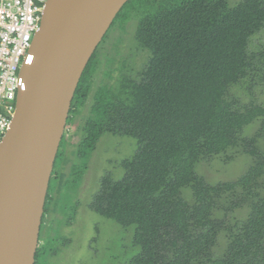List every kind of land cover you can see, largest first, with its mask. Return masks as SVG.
<instances>
[{"label": "trees", "instance_id": "obj_1", "mask_svg": "<svg viewBox=\"0 0 264 264\" xmlns=\"http://www.w3.org/2000/svg\"><path fill=\"white\" fill-rule=\"evenodd\" d=\"M130 2L117 15L125 8L127 19L136 17L134 39L149 57L132 76L121 72L114 82L97 87L80 151L105 132L133 137L137 151L121 163L120 179L103 177L102 204H95V210L124 228L134 225L132 243L139 252L130 264H258L264 202H252L244 221L225 228L224 219L211 214L232 185L206 184L194 169L202 158L239 141L245 152L256 153L253 139L240 134L264 115V105L249 102L240 108L227 96L232 85L255 70L254 61H264V49L247 51L250 37L264 28V0L233 6L228 0ZM89 64L72 106L89 94ZM111 72L105 75L113 80ZM255 176L264 179V156L244 177V195L250 194L245 187ZM185 187L194 196L193 205L181 196ZM237 206L234 201L220 208ZM224 229L230 237L228 256L211 260L210 247Z\"/></svg>", "mask_w": 264, "mask_h": 264}, {"label": "water", "instance_id": "obj_2", "mask_svg": "<svg viewBox=\"0 0 264 264\" xmlns=\"http://www.w3.org/2000/svg\"><path fill=\"white\" fill-rule=\"evenodd\" d=\"M128 0H46L25 89L0 138V264H34L48 184L80 78Z\"/></svg>", "mask_w": 264, "mask_h": 264}, {"label": "rangeland", "instance_id": "obj_3", "mask_svg": "<svg viewBox=\"0 0 264 264\" xmlns=\"http://www.w3.org/2000/svg\"><path fill=\"white\" fill-rule=\"evenodd\" d=\"M242 0H228V3L233 6ZM128 2V1H127ZM130 3H140V0H131ZM125 8L122 9L121 15H117L110 24L103 38L97 45L93 58L90 59L88 74L90 75L89 94L84 105L77 110L74 115L75 118L71 122L69 132L71 137L69 141V152L75 150L76 144L82 137V124L85 117L90 112V106L93 101V94L97 87L107 81L114 82V78L118 73H127L133 75L139 68L145 64L149 57V51L138 45L134 39V32L137 20L136 17L131 16L127 19L124 15ZM264 49V28L254 34L249 39L247 51L249 54L258 53ZM92 57V56H91ZM123 62L120 68L119 64ZM255 70L248 73L238 84L232 85L229 88L227 96L228 100H237L239 107L242 108L250 101H257L264 103V61H254ZM112 69V78L108 79L105 71ZM121 69V70H120ZM67 127V126H66ZM258 125L251 123L244 128V135L251 137L256 132ZM68 131V130H67ZM62 145V144H61ZM60 145V148H61ZM264 145V141H261ZM60 151V150H59ZM137 151V141L130 136H114L110 133H105L101 136L96 146L94 158L87 180V188L92 187V193L98 185L95 184V178L98 174L96 168H100L99 175L105 176L111 174L114 178H119L123 175V169L120 166L121 160L132 157ZM96 156V157H95ZM59 158V156H58ZM70 160V158H67ZM252 163V157L244 153L241 147L237 146L230 149L225 154L213 157L211 159L202 160L196 167L197 174L209 184H216L223 181H231L243 175L247 168ZM67 164L64 174L67 175L70 168ZM57 166V164H56ZM55 166V167H56ZM99 175L97 179L99 178ZM63 176V175H61ZM100 176V177H101ZM112 177V178H113ZM84 188V185L81 186ZM182 198L188 205L194 204V196L189 187L181 189ZM85 197H88L85 195ZM249 207L244 206L233 210L229 216L224 217L221 210H215L214 215L217 217H224L226 225L232 227L239 224L247 218ZM80 228L86 230L87 238L94 234L91 221L87 217L84 220L80 219ZM102 239L99 244L92 248L98 249L97 255L93 254L92 248H87V264H130L132 258L139 252V248L132 243V236L134 232V225L127 228H122L114 221L106 220L101 226ZM93 232V233H92ZM116 239V243L113 241ZM103 240V242H102ZM228 234L225 231L219 233L214 244L215 255H221L226 250L228 244ZM105 244L112 245L113 249L106 254L104 251ZM113 255V258L111 257ZM74 256V255H71ZM111 257V258H110ZM110 258V259H108ZM57 264H65L58 262Z\"/></svg>", "mask_w": 264, "mask_h": 264}, {"label": "flooded vegetation", "instance_id": "obj_4", "mask_svg": "<svg viewBox=\"0 0 264 264\" xmlns=\"http://www.w3.org/2000/svg\"><path fill=\"white\" fill-rule=\"evenodd\" d=\"M85 101L82 104L76 103L75 106L74 105L72 106V103H71V107H70V111H69V115L67 119L66 132L63 135L62 140L60 142V145L61 144L62 145H61V148L59 145L56 158L54 161L53 170H52L49 184H48V190H47L46 200L44 204V211L42 214L41 223L39 227L38 243H37V247H36L35 255H34V258H35L34 264H57L58 262H63L65 264H87L88 244L90 248H92L93 245H95L96 247L97 244H99L100 239H102L101 226L103 222L106 220L114 221L110 218L104 217L103 215L99 214L95 210V204L96 205L102 204V202L100 203L99 201L100 200L99 197L101 196V192L99 191V189L101 187V183H102L104 176L99 175L100 168H96L98 171V174L96 175V178H95V184L98 185V188L97 189L95 188L94 193L90 194L92 192V187L87 188L86 186L88 176H89L88 171L90 170L91 162L95 155L97 143L99 142L102 135H104L105 133H110V132H105L101 134L97 138V140L94 142L93 145H91L87 149L83 147V149H81L80 151V147L82 146L83 136L85 137V132L83 128H84L87 117H89V114H90L89 112V114L85 117L84 122L81 127L82 137L80 141L76 144L74 148L75 150L69 152L68 144H69L71 137H69L70 135H68L67 133L70 130L69 127L71 126V122L75 118L74 113L84 105ZM250 102H254V104L264 105V103H260L257 101H250ZM262 122H264V115L257 116L251 122V123H255L258 125L256 132L253 133L251 137H247L246 135H244V131H245L244 128L246 126L243 128L240 134L241 138L243 137V138H246L247 140L253 139L252 145L254 146L256 153L254 152L253 154H251L247 151L245 152L244 145L242 144L241 141H239V143L236 146L229 147L224 152L210 154L209 156L204 157L200 160L201 162L202 160L211 159L213 157L219 156L220 154H225L230 149H234L237 146L241 147V150L244 153H247L252 157V163L247 168L246 172L235 180L223 181V182H219L216 184H209L203 179L202 176L199 175L206 184H209L212 186L217 185V184L218 185H224V184L232 185L231 189H226L220 195L221 200L218 203L219 207L215 208V210L217 209L221 210L224 217L226 215L229 216L233 210L242 208L244 206L249 207V212L247 215L248 217L250 212L252 211V204H251L252 202H256V201L258 202L260 200L264 202V179L262 176H255V178H253L248 183L247 187H245L246 190L248 189L250 191L249 195H244V193H242L244 192L242 191L244 190V188L242 187L245 183L244 177L252 169V166L254 164H257V162L259 161V158L264 156V145L263 146L261 145V141H264V125H262ZM114 136H117V135H114ZM249 147L250 146H248L247 149ZM67 158H70V160ZM130 158L131 157L122 159L121 163L123 162V160L130 159ZM121 163H120V166H121ZM198 163L196 164L195 169H194L196 174H197L196 167ZM67 164H70L69 165L70 168L68 170L67 175H65L63 169H65ZM98 175H99V178L97 179ZM105 176H109L111 179H120L122 177L121 176L119 178H114L111 174H106ZM82 185H84V188L81 187ZM85 195H87L88 197H85ZM234 201L239 202V206L234 207V209L230 211L228 209H224L225 206L228 207L229 203L232 204V202ZM222 204L224 207L221 209L220 205ZM215 210H213L211 214V218L224 219V217L220 218V217L215 216L214 215ZM224 212L226 214H224ZM85 217H87L88 220L91 221L92 229L95 233V235L91 234L89 238H87V233L84 227L83 228L79 227L80 219L84 220ZM127 227H130V226H127ZM226 227L229 228L226 225V221H225V228ZM222 231H225L227 234L229 233L228 230L226 229ZM219 233L216 235V238L219 235ZM216 238H215V241H216ZM228 238L229 240H228L226 250L220 256L215 255L214 253V248H213L215 244V241H214V244L211 245L210 250H209V257L211 260L221 259V258L223 259L228 256V249H229V244H230L229 235H228ZM111 241H113V244L116 243V239L113 240V238H111ZM113 244L110 246L105 244L104 251L106 254H108L111 251V249L114 248ZM95 247L92 248L91 250L93 251V254L96 256L97 255L96 252H98V249L97 248L95 249ZM261 249L262 251L259 253L258 264H264V239L261 242ZM71 255H74V256H71ZM111 257L113 258V255Z\"/></svg>", "mask_w": 264, "mask_h": 264}, {"label": "built area", "instance_id": "obj_5", "mask_svg": "<svg viewBox=\"0 0 264 264\" xmlns=\"http://www.w3.org/2000/svg\"><path fill=\"white\" fill-rule=\"evenodd\" d=\"M46 0H0V138L25 89L21 70L31 59L33 38Z\"/></svg>", "mask_w": 264, "mask_h": 264}]
</instances>
